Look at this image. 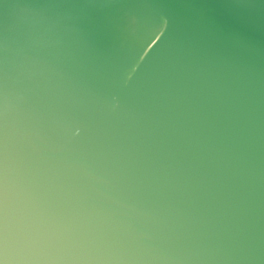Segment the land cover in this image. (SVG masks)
<instances>
[{"label":"water","instance_id":"obj_1","mask_svg":"<svg viewBox=\"0 0 264 264\" xmlns=\"http://www.w3.org/2000/svg\"><path fill=\"white\" fill-rule=\"evenodd\" d=\"M0 264H264V0H0Z\"/></svg>","mask_w":264,"mask_h":264}]
</instances>
